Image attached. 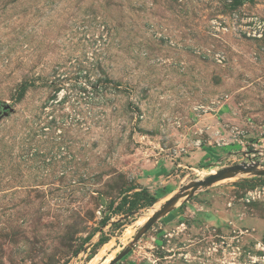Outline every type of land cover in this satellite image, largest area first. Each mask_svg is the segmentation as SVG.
<instances>
[{"label":"rangeland","instance_id":"obj_1","mask_svg":"<svg viewBox=\"0 0 264 264\" xmlns=\"http://www.w3.org/2000/svg\"><path fill=\"white\" fill-rule=\"evenodd\" d=\"M253 21L264 0H0V264H108L173 190L264 170ZM115 264H264V177L199 187Z\"/></svg>","mask_w":264,"mask_h":264},{"label":"water","instance_id":"obj_2","mask_svg":"<svg viewBox=\"0 0 264 264\" xmlns=\"http://www.w3.org/2000/svg\"><path fill=\"white\" fill-rule=\"evenodd\" d=\"M10 107L5 104L1 105L0 109L2 111L8 110ZM238 174H249L258 177H264V170H260L257 165L248 166L245 163H241L239 165H234L232 167H228L217 171L215 174L210 175L205 178V180L201 182H191L188 185L182 186L177 192L173 195H170L163 203L160 205L159 209L155 211L151 217H149L146 222L141 226V228L135 233L132 241L120 252L116 255L114 259H112L108 264H115L119 260H121L124 256H126L131 247L137 243V241L151 228V226L161 217L169 214L176 206L177 202L181 199H188L192 196L199 187H207L212 183L230 178Z\"/></svg>","mask_w":264,"mask_h":264},{"label":"built area","instance_id":"obj_3","mask_svg":"<svg viewBox=\"0 0 264 264\" xmlns=\"http://www.w3.org/2000/svg\"><path fill=\"white\" fill-rule=\"evenodd\" d=\"M243 28L245 29L247 36L251 37L252 39L262 38L264 36V23L263 22L253 21L251 25H245ZM242 163H245V162H242ZM245 164L248 166L257 165L259 168V165L254 162L245 163Z\"/></svg>","mask_w":264,"mask_h":264},{"label":"crops","instance_id":"obj_4","mask_svg":"<svg viewBox=\"0 0 264 264\" xmlns=\"http://www.w3.org/2000/svg\"><path fill=\"white\" fill-rule=\"evenodd\" d=\"M160 171H162V170L159 167L158 168L156 167L153 170H151V172H148V173H153L154 174L155 172H159V174L158 173L155 174L157 176V175H160V173H161ZM146 188H149V187H146ZM171 193H174V190ZM171 193L168 196H165L164 199L168 198L171 195Z\"/></svg>","mask_w":264,"mask_h":264},{"label":"trees","instance_id":"obj_5","mask_svg":"<svg viewBox=\"0 0 264 264\" xmlns=\"http://www.w3.org/2000/svg\"><path fill=\"white\" fill-rule=\"evenodd\" d=\"M147 174H149V173H147Z\"/></svg>","mask_w":264,"mask_h":264}]
</instances>
